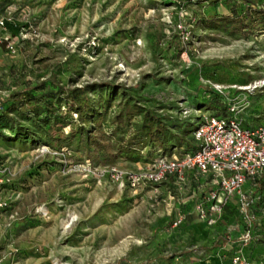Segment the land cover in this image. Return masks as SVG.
Wrapping results in <instances>:
<instances>
[{"label": "rangeland", "instance_id": "obj_1", "mask_svg": "<svg viewBox=\"0 0 264 264\" xmlns=\"http://www.w3.org/2000/svg\"><path fill=\"white\" fill-rule=\"evenodd\" d=\"M0 19L21 25H0V264H264V177L209 222L200 184L98 172L192 149L216 84L264 124V0H0Z\"/></svg>", "mask_w": 264, "mask_h": 264}, {"label": "built area", "instance_id": "obj_2", "mask_svg": "<svg viewBox=\"0 0 264 264\" xmlns=\"http://www.w3.org/2000/svg\"><path fill=\"white\" fill-rule=\"evenodd\" d=\"M4 22L0 19V25ZM7 46L11 47L10 44ZM213 87L221 95L219 98L224 107L215 104L209 113L197 114L192 130L196 149L169 155L158 151L152 160L136 169L117 166L102 169L98 171L102 178L122 189L135 190L166 181L183 188L192 175L200 179V185L204 184V191L208 189L203 200L196 204L197 214L213 221V214L221 211L227 198L240 193L246 182L257 180L264 174V124L247 123L243 116L245 106L237 99V94L232 92L224 96V86L216 84ZM2 110L0 102V112ZM85 169L91 175L95 173L91 167ZM240 199L243 201L245 196L241 194ZM5 205L0 199V210ZM233 262L249 264L239 256H235Z\"/></svg>", "mask_w": 264, "mask_h": 264}, {"label": "trees", "instance_id": "obj_3", "mask_svg": "<svg viewBox=\"0 0 264 264\" xmlns=\"http://www.w3.org/2000/svg\"><path fill=\"white\" fill-rule=\"evenodd\" d=\"M5 24L8 25V26L11 28V33H12V34H16L17 32H19L20 27H21V25H19V24H17V23H15V24H11L10 22H7V21H5ZM218 98H219V97H218ZM12 103H13V102H10L9 104H5V103H4L3 110L0 112V114H1L2 112L9 111L10 108H11ZM194 149H196V147L192 146V149H185V150L181 151V153H182V152H185V151L194 150ZM158 151H160V153H164V154H167V155H169V153H170V152L167 153V152L165 151L164 148L158 146V147H156V148L154 149V155H153V157L151 158V160L157 155ZM263 177H264V176H262V178L258 180V183H257V185H256V190H255L256 192H260V190L262 189V181H263Z\"/></svg>", "mask_w": 264, "mask_h": 264}, {"label": "crops", "instance_id": "obj_4", "mask_svg": "<svg viewBox=\"0 0 264 264\" xmlns=\"http://www.w3.org/2000/svg\"><path fill=\"white\" fill-rule=\"evenodd\" d=\"M196 124V123H195ZM195 127V126H194ZM191 137H192V140H193V145L194 147H197V144L196 142L194 141L193 139V136H192V131H191ZM181 151H176V150H173L171 151L169 154H180ZM194 185L191 189V193L194 194L195 193V189L198 187V185L200 184V179L197 178V177H194L192 175H189V182H188V185ZM187 186V185H186ZM196 186V187H195ZM203 187V186H202ZM204 189V187L202 188V190Z\"/></svg>", "mask_w": 264, "mask_h": 264}, {"label": "bare ground", "instance_id": "obj_5", "mask_svg": "<svg viewBox=\"0 0 264 264\" xmlns=\"http://www.w3.org/2000/svg\"><path fill=\"white\" fill-rule=\"evenodd\" d=\"M233 87H237V89H243V90H248V91H252L256 88H260L262 87L261 82H254L253 84H248V85H241V86H233Z\"/></svg>", "mask_w": 264, "mask_h": 264}]
</instances>
